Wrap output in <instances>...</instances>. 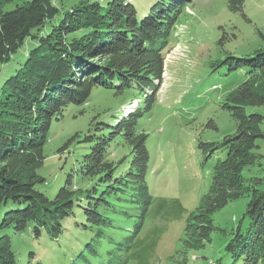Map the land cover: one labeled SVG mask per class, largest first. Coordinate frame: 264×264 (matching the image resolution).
Segmentation results:
<instances>
[{
    "label": "trees",
    "instance_id": "trees-1",
    "mask_svg": "<svg viewBox=\"0 0 264 264\" xmlns=\"http://www.w3.org/2000/svg\"><path fill=\"white\" fill-rule=\"evenodd\" d=\"M12 1L0 0V63L27 40L35 46L0 87V229L52 240L78 233L83 243L77 259L83 264H150L156 239L138 238L154 200L147 183L148 133L140 119L156 102L164 50L187 0H159L145 12L132 0H80L68 9L54 0H27L6 9ZM244 2L229 0V9L246 16ZM221 63L227 65L228 79L217 80V87L232 89L241 80L222 104L237 130L220 145L201 144L207 158L220 149L225 156L213 167L208 193L187 217L185 231L194 238L185 245L209 240L214 213L246 197L248 225L240 222L225 250L234 260L242 257L243 264H264V154L259 144L264 116L248 110L264 105V49L227 56ZM96 87L118 95L145 88L152 93H142L143 109L116 121L91 122L84 138L90 152L51 198L40 189L47 180L38 170L52 124L70 105L85 104ZM212 121L207 128H217ZM113 145L129 151L125 165L126 158L113 157ZM132 206L141 215H133ZM169 208L176 216L185 212L178 200ZM123 219L136 220L134 228L120 223ZM87 233L92 234L89 240L83 238ZM103 243L109 245L105 255L100 253ZM30 255L36 257L33 251ZM0 264H20L7 233L0 236Z\"/></svg>",
    "mask_w": 264,
    "mask_h": 264
},
{
    "label": "rangeland",
    "instance_id": "rangeland-1",
    "mask_svg": "<svg viewBox=\"0 0 264 264\" xmlns=\"http://www.w3.org/2000/svg\"><path fill=\"white\" fill-rule=\"evenodd\" d=\"M25 1L14 0L6 9H13ZM79 1L54 0L64 9ZM157 1L132 0L142 12L148 11ZM244 3L246 16L232 12L229 0H187L165 47L163 82L155 95L153 93L156 99L153 109L140 119L141 129L148 133L147 183L154 200L144 216L138 238L156 239L150 264H243L242 257L239 261L234 260L225 249L240 222L244 227L248 225L245 216L248 198L233 200L217 210L213 215L215 229L210 239L196 247L185 245V241L192 244L194 238L185 228L187 217L210 189L214 165L225 156L220 149L207 158V151L201 144L220 145L225 136L237 130L236 121L222 104L241 80L232 84V89L217 87V80L225 83L228 79L224 75L227 65L221 62L227 56L239 57L264 49V0H245ZM34 44L27 40L11 59L0 63V87ZM215 63L218 65L213 68ZM144 92L150 94L152 89H134L118 95L115 90L96 87L85 104L70 105L64 117L52 124L44 147L46 159L38 170L47 181L40 189L54 198L68 175L79 168L83 155L90 152L91 146L84 138L91 122L107 117L116 121L117 117L143 109ZM248 110L264 116V105L251 106ZM209 120H213L217 128H207ZM262 130L264 132V122ZM259 144L264 154V138ZM111 150L117 161L126 158L123 165L131 159L125 147L113 145ZM175 200L184 206V214H172L169 206ZM130 211L133 215L142 213L141 209L134 212L133 206ZM135 222L120 221L128 223L129 229L134 228ZM5 233L12 238V247L20 264H83L77 259V248L82 246L83 239L73 231L57 240L47 236L34 238L27 232L16 233L11 228L0 229V236ZM91 235L87 233L83 238L89 240ZM108 247V244H102L101 255L106 254ZM31 251L36 257H31Z\"/></svg>",
    "mask_w": 264,
    "mask_h": 264
}]
</instances>
